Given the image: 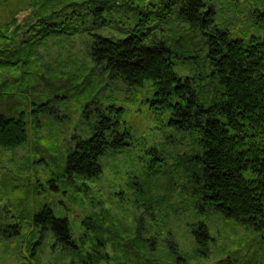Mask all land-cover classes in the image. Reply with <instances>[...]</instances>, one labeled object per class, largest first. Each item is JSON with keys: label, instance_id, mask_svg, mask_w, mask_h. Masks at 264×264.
<instances>
[{"label": "rangeland", "instance_id": "1", "mask_svg": "<svg viewBox=\"0 0 264 264\" xmlns=\"http://www.w3.org/2000/svg\"><path fill=\"white\" fill-rule=\"evenodd\" d=\"M213 1L217 23L235 36L263 33L253 24L250 0ZM26 2L12 0L1 14L23 24L32 9ZM139 2L117 0L104 12L109 23L103 27H92L91 13L86 12L89 2L75 6L79 14L60 31L43 36L33 23V36L39 38L33 41L31 88L21 91L28 99L6 97L12 109L26 110L29 138L16 148L0 147V223H22L18 236L0 234V264H264L260 232L214 209L200 214L187 197L183 160L196 148L195 134L171 125L168 112L150 108L148 83L130 87L108 75L88 54L90 33L122 35L136 20L133 6L138 8ZM155 18L152 13L153 37L177 46L184 60L177 64L178 71L211 95L218 87L208 76L201 32L177 19L173 9L167 17ZM45 101L47 109L38 111L37 125L32 106ZM112 103L123 107L120 128H128L131 137L122 150H109L101 157L99 177L68 184L60 175L67 146L73 134L89 135L94 121L84 111ZM45 205L69 218L74 243L69 248L67 235L59 239L49 226L38 231L31 255L26 246L30 216ZM200 220L209 231L205 246L196 242L191 229ZM172 241L178 253L170 248Z\"/></svg>", "mask_w": 264, "mask_h": 264}, {"label": "trees", "instance_id": "2", "mask_svg": "<svg viewBox=\"0 0 264 264\" xmlns=\"http://www.w3.org/2000/svg\"><path fill=\"white\" fill-rule=\"evenodd\" d=\"M116 1L27 0L32 9L22 24L13 15L1 14L12 0H0V147L16 148L29 138L26 110L12 109L6 99L11 95L25 98L21 91L30 92L33 41L39 38L33 36V25H39L43 36L60 31L59 27L65 29L79 14L75 6L89 2L86 12L91 13L92 27H103L109 23L103 14ZM250 1L253 24L262 34L238 37L232 29L220 26L213 0H141V6H133L136 20L122 35L91 32L87 51L94 64L128 86L143 88L148 83L152 91L150 108L155 113L168 112L171 125L195 134L196 148L183 160L186 195L195 210L201 214L214 209L264 236V0ZM172 9L177 19L198 29L204 37L208 76L218 87L209 96L196 88L190 75L178 71L177 64L184 62L178 47L153 37L151 14L161 20ZM12 82L15 85L11 88ZM46 103L32 106L37 125V113L47 109ZM84 113L94 120L90 134H73L60 174L74 186L78 180L99 177L103 172L101 157L109 150H122L131 137L128 128H120L122 106L112 103L104 109L88 107ZM30 218L32 229L29 226L26 233L31 238L26 246L31 255L36 250L38 231L49 226L56 229L57 238L67 235V246L73 245L68 217L55 215L45 205ZM21 224L0 223V234L16 237ZM191 229L196 242L205 246L209 240L206 224L200 220ZM169 245L178 253L173 241Z\"/></svg>", "mask_w": 264, "mask_h": 264}]
</instances>
